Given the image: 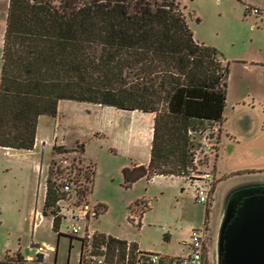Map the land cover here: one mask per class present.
<instances>
[{
	"label": "trees",
	"instance_id": "16d2710c",
	"mask_svg": "<svg viewBox=\"0 0 264 264\" xmlns=\"http://www.w3.org/2000/svg\"><path fill=\"white\" fill-rule=\"evenodd\" d=\"M228 77L229 63L216 47L195 38L178 0H9L0 147L33 149L40 117H56L60 100L93 102L155 114L151 160L125 167V186L155 174L182 175L200 145L201 126L220 127L224 120ZM67 151L64 145L53 147L55 154ZM86 162L81 155L80 164L72 166L75 182H87L76 199H87L93 188V163ZM64 195L49 175L42 212L52 216L59 236L63 219L57 202ZM142 201L141 216L149 206ZM103 211L96 204L95 218ZM93 236L89 258L100 254L103 264L138 263L137 242L105 232ZM83 249L82 238L80 264H97L98 259L86 261ZM164 258L161 263L172 264V257Z\"/></svg>",
	"mask_w": 264,
	"mask_h": 264
},
{
	"label": "rangeland",
	"instance_id": "374dc122",
	"mask_svg": "<svg viewBox=\"0 0 264 264\" xmlns=\"http://www.w3.org/2000/svg\"><path fill=\"white\" fill-rule=\"evenodd\" d=\"M178 1L195 38L216 47L225 63H229L228 91L230 86L231 94L228 95L225 114L228 121L224 123L221 137L227 143L225 128L228 122L234 123L241 113L237 98L243 93L242 90L251 88L252 82L245 77L246 72L241 65L234 63V59L244 57L250 52L261 53L264 49V21H256L257 14L246 11L245 3L249 2L247 0ZM8 6L9 0H0V73ZM59 109L58 118L46 115L41 118L39 136L52 139L57 136L59 140L65 138L70 144V151L55 154L54 146L51 150L47 147L40 170V166L33 167L32 162L24 157V152L12 154L0 148V260H5L2 264H20L23 259L19 256L20 251L34 254L36 247L32 242L54 245L58 251L52 254L51 260L56 257L58 264H80L82 238L86 261L93 263L100 254H91V258L87 255H90L93 233L99 232L135 241L143 251L159 252L168 261L173 254L181 253L186 247L191 225L201 226L206 223L210 228L208 264H218L217 237L223 219L226 194L234 184L247 180L253 183L254 180H264V176H245L244 172L232 171L233 164L228 165L226 174L229 176L219 180L211 205L198 202L192 185L182 176L179 179L169 175L142 177L131 186H125L123 170L130 166V158L134 155V144L126 133L130 124L135 121L134 114L113 106L74 100L61 101ZM217 126L220 134L221 128L218 124ZM207 127L206 123L201 126ZM77 139L85 143V152L90 159H87L86 164L91 160L95 163L93 188L88 199L94 205L104 206V211L97 218L79 219L77 222L81 229L73 238L68 234L72 226L70 219L62 221L60 229L63 234L60 236L53 230L50 216L33 228L35 209L37 207L41 210L43 206L47 177L51 175L56 178L58 174V179H61L67 174L64 163L77 156L79 161L81 157L79 148L83 145ZM200 146L201 141L195 149L200 150ZM215 152L210 154V158L208 156V169H211V158L217 154L218 149ZM56 160L61 165L56 168L57 174H53L51 166L58 165L54 162ZM216 174L221 175L219 171ZM64 198L66 201L62 205L72 207L76 197L67 194ZM138 199L140 201L135 203ZM142 200L147 201L149 206L143 214L140 226L138 218H141L145 209ZM51 211L52 208H49V215L53 214ZM102 249L103 246L99 252L102 253ZM94 250L93 246V253Z\"/></svg>",
	"mask_w": 264,
	"mask_h": 264
},
{
	"label": "crops",
	"instance_id": "0c3cea01",
	"mask_svg": "<svg viewBox=\"0 0 264 264\" xmlns=\"http://www.w3.org/2000/svg\"><path fill=\"white\" fill-rule=\"evenodd\" d=\"M247 1L249 2L245 3L246 11L248 9V6L259 7L262 11H264V0H247ZM257 15L255 18L256 21H264V17L262 15L260 16ZM234 63L235 64L239 63L241 65L242 70L246 72L245 77H248V79H250L252 82L250 84L251 88L247 87L246 90L245 89L242 90L243 93L237 98V104L239 105L241 110L239 112L241 113L238 115L234 123L228 122L229 124L225 128L227 135L226 137L228 139L227 143L221 139L223 135L224 123L228 121L227 120L228 118L226 119L225 117L227 108L224 114V120L220 123L219 128H221L220 131L221 133H220V143L218 147V152L216 155L212 156L211 158V161H213L211 167L214 168L215 174L218 171L221 173V175L219 176H217L216 174L217 184L222 177L229 176V174L228 175L226 174L227 173L226 167L232 164L234 165V167L232 166L233 167L232 171L238 173L244 172L245 176L247 175L264 176V49L259 54L257 52H250L244 57L235 58ZM230 94H231V89L229 86L228 95L230 96ZM61 101L63 100H60V102ZM60 102L58 106L57 116L51 118H58V116L60 115V109H59ZM107 106H111V105H107ZM113 107L123 111L126 110V109L117 108L115 106ZM129 111H131L135 116V121H133L130 124L129 131L126 133L127 134L126 136H128V138L132 140V143L134 144V155L132 156V158H130L129 167H133L134 165L148 164L151 160V147L153 140L155 114L140 110H129ZM256 111L258 113H256ZM43 116L45 115H42L39 119L37 138L33 149L26 150V149L4 148L6 151L12 154L13 153L19 154V152H24L26 154L24 157L28 158L32 162L33 167L35 168H38L41 165V160L43 158V155L47 147H49L51 150L54 145L57 146L64 145L70 150V147H68V145L70 144L67 143L65 138L59 140L57 136H55V138L53 139L48 136H42V137L39 136L40 124H41L40 122ZM77 141L82 143L84 148L83 151L81 150V148H79L80 153H82V156L85 158V160L89 159V157H87V154L85 152L86 149L85 143L81 142L80 139H77ZM90 162L94 163L93 160H91ZM156 175H163V174H155L151 177H154ZM169 176H173L174 178L179 179V175H169ZM256 182H264V180L260 179L259 181L258 180L253 181V183ZM247 183H251L250 180L243 181L238 184H234L233 186H231L230 190L226 194V197L233 188ZM217 184H216V188H217ZM45 194H46V186L43 197V205L45 201ZM36 209L34 213L33 228H35L37 224H39L48 217L43 215L42 212L43 206L41 210L37 209L39 211V216L36 215ZM142 219H143V215L141 216V221H140L141 225H142ZM52 225H53V218H52ZM194 226L195 225L193 224L191 225L190 233L192 227ZM185 243H186V247L183 248V251H181V253L173 254L171 257L184 255L188 253L189 246L187 242ZM32 245H34V242H32ZM140 249L143 250L142 248ZM19 253L20 256H22L24 259L35 254V253L24 254L22 251H20ZM80 258H81V252H80ZM54 261L56 264H58L56 260H51L50 262H54ZM161 264H166V263L162 262Z\"/></svg>",
	"mask_w": 264,
	"mask_h": 264
},
{
	"label": "built area",
	"instance_id": "2783aa9c",
	"mask_svg": "<svg viewBox=\"0 0 264 264\" xmlns=\"http://www.w3.org/2000/svg\"><path fill=\"white\" fill-rule=\"evenodd\" d=\"M249 12L262 15L264 17V11H262L259 7L250 6ZM200 138V150H193L192 164L188 168L187 172H183V174L179 176L186 178V180L190 182L195 191L196 200L198 202L211 205L213 195L216 190L217 177L214 172V168L210 166L211 169H208L206 166L210 164L208 156L210 158V154H215V151L219 147L220 134L218 126H209L203 130H200ZM77 157L64 163L65 169H67V174L62 176L61 179H58L59 176L56 172V168L61 164H59L56 160L54 162H57L58 165L51 166L52 173L57 174V177L54 178V180L56 179L59 183H61L62 191L66 192V197L67 194L68 196L74 195L76 197V194L80 193L82 190L83 183L87 184V182L84 180H79L78 183L75 182L76 175H74L72 172V166H75V164H80V157L79 161H77ZM45 186L47 191V179ZM65 201L66 199L63 198L57 202V204L60 206L57 214L60 215L63 220H72V226L69 233L77 235L81 229V226L77 221L81 218L88 220L91 217H95L96 204H92L88 198L81 200V198L77 197L72 207H66L65 205H62V203ZM37 214H39V211L36 209V215ZM136 217H138V215ZM133 219L136 220L135 217ZM138 219L140 222L141 218ZM209 232L210 228L207 223L205 225L192 227L188 241L189 252L184 255L172 257V264H208L209 245L207 242L210 239ZM86 233H88V236H91L89 232ZM34 246L36 247L35 254L25 259L23 258L20 261V264L21 262L24 264H56L55 262H50L52 254H56L57 249L55 246L44 243H34ZM129 250L130 246L128 247V251ZM144 257L145 259H143ZM162 257L163 256L159 252H145L142 250V252L139 253L140 259L138 260L137 264H161ZM103 262L104 259L100 258L98 259L97 264H103Z\"/></svg>",
	"mask_w": 264,
	"mask_h": 264
},
{
	"label": "water",
	"instance_id": "95a60500",
	"mask_svg": "<svg viewBox=\"0 0 264 264\" xmlns=\"http://www.w3.org/2000/svg\"><path fill=\"white\" fill-rule=\"evenodd\" d=\"M225 202L217 237L218 264H264V182L233 188Z\"/></svg>",
	"mask_w": 264,
	"mask_h": 264
},
{
	"label": "flooded vegetation",
	"instance_id": "af4514ba",
	"mask_svg": "<svg viewBox=\"0 0 264 264\" xmlns=\"http://www.w3.org/2000/svg\"><path fill=\"white\" fill-rule=\"evenodd\" d=\"M207 244L209 245V241L207 242Z\"/></svg>",
	"mask_w": 264,
	"mask_h": 264
}]
</instances>
